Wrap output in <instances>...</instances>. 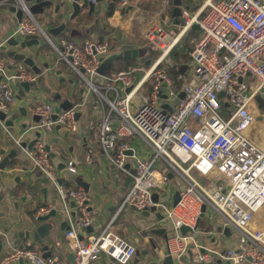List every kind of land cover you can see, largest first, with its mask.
Segmentation results:
<instances>
[{
    "label": "built area",
    "instance_id": "built-area-1",
    "mask_svg": "<svg viewBox=\"0 0 264 264\" xmlns=\"http://www.w3.org/2000/svg\"><path fill=\"white\" fill-rule=\"evenodd\" d=\"M77 2L84 5V0ZM129 3L118 0L117 11L125 10ZM12 6L16 8L14 13L22 10L23 15L7 33L8 38L21 42L32 36L48 41L59 56L54 67L65 63L78 75L77 85L83 88L84 100L58 111L60 104L50 100L28 105L32 115L39 116L24 131L34 134L30 148L22 145L24 133L17 135L0 118V126L26 157L28 171L57 188L68 216L70 228L65 238L72 253L70 259L58 253L45 257L35 248L14 246L0 256V264H16L21 259L30 264H95L102 253L110 264H131L137 248L115 231L114 220L125 207L150 210L154 193L160 197L157 205L163 219L159 221H168L163 259L172 256L178 264H215L217 258L224 259L225 264H264V146L248 132L256 122L264 124V0H204L197 11L183 4L180 25L171 16L164 24L150 25L144 37L160 52L141 69L144 73L137 82L134 75L139 67L121 69L110 76L97 72L101 58L114 52L108 41L87 37L80 43L63 40L58 46L38 22L27 0H0V7ZM164 8L172 10L173 1L164 0ZM195 24L199 28L189 39L192 50L187 69L177 73L176 81L165 64L166 57ZM164 25L178 27V31L171 34ZM9 58L0 44V111L6 115L19 99L16 84L37 79L22 62L8 70ZM150 80V94H139L142 84ZM221 92H225L222 97ZM90 93L102 105L98 138L106 158L131 180L121 206L104 229L81 237V231L87 232L95 222L88 191L60 183L62 173L53 162V150L47 148L41 136L58 125L80 133L76 113ZM164 101L174 103L175 108L165 111L161 106ZM223 102H228V117L222 114ZM113 114L117 115L116 123ZM131 137L142 138L152 149L151 156H141L134 149L129 155L126 151L132 147L127 138ZM2 158L0 153V161ZM162 162L184 179L175 206L173 200L162 198L171 179L169 172L162 169ZM66 169L78 172L74 160L67 162ZM204 205L222 217L223 234L225 227L231 229L233 244L224 248V254L223 248L210 247L196 236ZM72 207L76 209L75 216ZM50 211L51 206L42 207L33 218L37 220ZM183 226L190 229L182 232ZM216 234L210 232L208 237ZM185 256L189 261L183 259Z\"/></svg>",
    "mask_w": 264,
    "mask_h": 264
},
{
    "label": "crops",
    "instance_id": "crops-1",
    "mask_svg": "<svg viewBox=\"0 0 264 264\" xmlns=\"http://www.w3.org/2000/svg\"><path fill=\"white\" fill-rule=\"evenodd\" d=\"M129 1V5H127L125 10L123 9L122 11H117L118 0H103L98 2L96 5V9H98L100 11L99 14H101V9L97 8L98 5H101V7L104 9V13L99 18V25L96 30H91V27H93L92 23L94 19H96V15L98 14H96L95 12L88 13V10H86L71 22V27L83 28L85 29L86 34L82 38L76 39L70 37L69 34L66 33L65 36L67 37V39L62 40L80 43L84 38L93 37L98 40L101 39V41H108L112 45L114 51L121 50L122 43H127V48H138L140 50L142 48L146 51H149L148 46L150 47L151 44L149 45L150 42L144 37L146 29L152 24H164L168 19V16L172 17V10H165L164 0ZM203 1L204 0H194L192 4H190L188 1L184 0V4L186 6H189V8H191L193 11H197L201 8ZM56 3L57 2H55L53 7L47 8V11H54ZM113 3L116 4V8L111 15H108L109 5ZM5 11V13H0V16H2L1 18L4 19L5 16L11 21L10 24L14 27L17 23V20H19L17 17V13H14L11 8L5 9ZM69 12L71 14L72 10ZM79 22L82 23L79 24ZM169 29L170 33L172 34L174 33L175 26L169 25ZM7 33L8 32H5L4 29H0L1 35ZM197 33L198 30L193 29L190 34L186 35L182 40V45L178 50L179 53L176 54L177 57H182V60L177 63L179 66L187 62L184 61L185 57L189 56L192 50V44L189 41L190 36ZM112 42H114L116 45H113ZM41 46L42 45H34L32 47H26L24 49L17 50L21 53H25L26 56L32 57L35 62L36 59L34 55L39 52ZM154 49H156V47H154ZM41 58L42 66L49 69L51 65L49 59H51L52 56L47 54L42 55ZM9 60V65H16L22 62L27 66H30L22 60L16 61L12 58H9ZM117 65L118 64H116V66ZM54 66L55 65H53V67ZM135 67H139L140 69L136 71L134 75V82H137L144 73V71L141 69L146 68L147 64L145 62ZM177 67L175 69H170L169 67V72L175 80L177 78ZM58 71H60V73H58ZM58 71L55 73L54 78L57 80V88H60L59 91L63 89L61 92L62 94H59L60 92L55 93V98L50 101H54L60 105L65 101H69L73 103L72 105H75L84 100V98L81 97V91L83 90V88H79L77 83H74L73 76H71L68 71ZM116 72L115 70H112V72H109L106 76H110ZM58 74L61 75V78L58 77ZM151 84V80L145 81L140 87L139 94H150ZM42 85L44 86V84ZM16 87L18 91L23 89V86L20 84H16ZM31 91L27 92L25 96L18 99V101L13 105V107L17 108V111L20 114L19 118L15 119L12 115H6V118L9 116H12L14 118L15 123L13 126H17L15 131L17 135H21L22 133H24L30 123L32 121H36L34 119V115L29 114L30 109H28V106L22 105V103H18L19 101L21 102V100L26 98L29 94H31ZM41 92L42 87L41 84H39V98L35 102H33L32 106L36 105L37 102L39 103L40 101L49 100V96L44 97L42 94H40ZM109 94L111 97L113 96V92L110 91ZM91 100H93L92 103H90ZM85 101L86 102L84 106L79 110L81 112V115L78 119L79 125L81 127V123H83V121H87L85 117H87L91 112L96 118L93 121V126H90L85 130L81 127L80 133H72L63 127L59 128L58 126L54 127L53 130H50L48 132L51 133L50 139L52 141V143H50L49 145L51 146L53 152L57 154L53 158V162L61 171V178L64 179V184L66 183V181H69L67 183H69L68 185L70 187H83L80 183L81 181L89 183L88 194L90 195L89 197L92 201L91 214L95 222L91 230L88 229L87 232H85V230L81 231L82 236H85V234L87 233L99 234L104 229L107 222L121 206L129 187V184H127L128 176L124 172L116 170L109 163V161H107L104 150L99 141L98 125L103 112L101 103L98 101L97 96L94 93H90L86 97ZM113 117L114 122L116 123L118 121L117 115L113 114ZM3 132L5 131L0 126V153L2 150H4L5 153H8L12 148L17 146L14 145L12 139L9 138L8 140L7 137L4 136ZM248 132L253 140L264 146V139L261 136L263 133H261L260 128L254 125V127L251 128ZM74 134H79L82 136V138H76L73 136ZM33 139L34 134H32L31 132L27 134L24 133L23 142L26 141L27 146ZM127 140L129 141V146L132 147V150L134 149L136 153L145 157L151 156L152 149L142 138L131 137L127 138ZM17 148L19 150L17 157L13 158L10 165H8V167L4 169V172L0 173V193L3 194V200L5 203L3 205L4 215L0 217L1 237L10 234V232H12L13 234L15 232L23 231L25 229H31L32 227L37 226L38 223L34 220L33 217L42 207L51 206V209H62V203L59 199L57 188L46 181L39 174L28 171V161L21 149L19 147ZM69 160H74L76 162L78 172L74 174L82 177V180H80L79 178L75 180L74 178L70 177V172L66 169V164ZM161 166L163 167L167 165L162 162ZM166 171L171 173L170 178L174 177L175 174L171 168ZM19 173L21 174L22 178L21 180L16 181L15 177ZM12 182H14L15 185H13ZM25 183L26 185L24 186ZM177 191L178 190H173L171 193L172 197H164L165 200L172 202L173 196ZM213 210V208L207 207L205 212H203V214L201 215L198 224V233H202V236L204 238L199 239V241H203L204 244L209 245L207 244L208 240L210 241V243H216L218 241L217 238H219L221 239V241L218 242L219 248L224 249L225 247L232 246L233 239L230 236H226L225 234H223L222 217ZM62 212L63 214L59 217H51L53 219L52 221H54L55 223V227L52 229L50 236L44 238L43 244L31 245V240L26 238L22 239L20 243L27 247L35 248L42 253H44L42 248L43 245H48L49 250L52 251L51 255L58 253L70 259L72 253L65 238V231L67 230L68 225L65 224L63 225V227L61 226L64 220H68V216L66 212ZM71 212H76V209L72 207ZM140 214L142 213L132 207H125L114 220L115 231L120 236L130 240L137 248V252L132 259L131 264H152V262L154 261H157L158 264H165V260L163 259V255L166 252L165 239L157 235L153 230L160 227L167 228L168 221H161L159 222V224H157L158 222L156 223V221L149 222L147 224L148 226L146 227L143 224L144 220ZM7 229H9L10 231L7 232ZM210 232H217V234L215 236L208 237V233ZM10 244L11 248L16 246L13 245V243ZM209 246L213 247L211 245ZM138 249L142 250V253L139 256ZM4 252L6 251H2V253H0V256ZM183 259L185 261H189V258L187 256L183 257ZM218 259L222 258H217L215 264H220L218 263ZM222 260L225 264L224 259ZM16 264L30 263L27 260H24L19 261ZM95 264H110V261L108 256L105 253H102L101 257Z\"/></svg>",
    "mask_w": 264,
    "mask_h": 264
},
{
    "label": "water",
    "instance_id": "water-1",
    "mask_svg": "<svg viewBox=\"0 0 264 264\" xmlns=\"http://www.w3.org/2000/svg\"><path fill=\"white\" fill-rule=\"evenodd\" d=\"M65 1V3H69L67 5L64 6L65 9L67 10H72L71 14L68 11V13H63L61 12V8H62V4L56 3L54 11L57 12L58 16L57 19L55 20V22L51 25V27L49 28L48 33L53 35V36H58L60 34H66L68 33L70 37L72 38H76V39H80L82 38L85 34L86 31L83 28L80 27H71V22L72 20L76 19V17L82 13H84L86 10H88V13H96L99 14V10L96 9V5L88 0H84V5L80 6L77 2V0H63ZM98 2L103 1V0H97ZM173 1V9H172V17L174 18V22L177 25H180L181 20L179 18V16L181 15V6L184 4V0H172ZM27 2H29L30 4V9L32 11V13L35 16H38L40 14H43L47 11V8L53 7V5L55 4V0H27ZM189 8V6H187ZM12 11H15L16 8L15 6L11 7ZM23 15V11L22 10H18L17 11V17L20 20L21 17ZM82 22H79V24ZM199 26L197 24H195L193 26V29H198ZM47 43V41L44 38H37V37H32V36H27L25 38V40L23 41H19L18 39H15L13 37L8 38L7 34H0V44H1V48L3 51H5V53L12 58L13 60L16 61H24L25 63H27L30 66L34 65V60L32 57L30 56H26L25 53H21L20 51H18L16 48H20V49H24L26 47H32L34 45H45ZM141 55L140 49L138 48H122L119 51H114L113 53H111L110 55L106 56V57H102L99 67L97 69V72L99 74H101L102 76H106L109 71L111 70V68L114 66V64L122 59H136ZM151 59H148L146 61V64L149 65L151 64ZM14 66H16L15 64H10L8 67V70H11L14 68ZM187 69V64H181L180 66V72L184 73L185 70ZM58 73H60V71H58ZM23 89H21L18 92V98H22L23 96L26 95L27 92H30L32 87H31V83L26 81L22 83ZM225 92H221L220 93V97L224 96ZM166 95H162V98H165ZM180 98L184 97V93L180 92L179 94ZM73 103L69 102V101H65L64 103H62L60 105V108H57V111L62 109H69L71 108L73 105ZM228 105V102H225V106ZM161 106L164 108L165 111L168 110H173L175 108L174 103H167V102H162ZM24 110V109H23ZM81 115L80 111H77L76 113V118L79 119V116ZM0 118L1 119H5V123L7 126H13L15 121L14 118L12 116H9L6 118V114L0 111ZM54 118H57V115H54ZM34 119L36 121L39 120V116L34 115ZM58 127H62L61 125H58ZM36 136H39V133L36 132L35 133ZM35 139H33L29 144L28 147L30 148L33 143H34ZM27 143L26 141H24L22 143L23 146H25ZM47 148L49 150H51V146L49 144H47ZM129 155L133 154V150L132 149H128L126 151ZM19 153V150L17 147H14L11 149L10 152L5 153L4 150L1 151V154H3V158L0 161V170H4L6 167H8V165H10L11 160L15 157H17ZM57 154L52 152L51 156L54 158ZM126 166L129 168L130 167V163H127ZM171 175V173H169V176ZM22 176L21 174H17L15 177L16 181L21 180ZM64 179L61 178L59 181L60 183H63ZM130 178H127V184L130 183ZM69 181H66L65 185L69 186L67 183ZM81 185L88 191L89 190V183L85 182V181H81L80 182ZM3 194L0 193V217L4 215V210H3V205L4 200H3ZM159 194L158 193H154L152 195V200L154 202V205L150 208V210H143L140 211L138 209H136L135 207H133L135 210L141 212L143 215L145 216H150L151 213H155L157 219L162 220L163 219V215L161 214V212L158 210V205L157 203L159 202ZM180 199V193L179 191H177L174 196H173V202L172 204L175 206L178 201ZM73 206H75V204L73 203ZM206 205L203 206V212H205L206 210ZM63 207L62 209L58 210L56 208L51 209V211L46 214V215H42L40 217H38L37 220H35L38 225L32 227L31 229H25L23 231H19V232H15L12 235L7 234L3 237H1L0 235V253H2L3 248L5 246V243H7V245H11L10 243H13V245L19 246V247H25V245L21 244L20 242L22 241V239L26 238V239H30L31 240V245H36V244H43L44 242V238L45 237H49L51 234L52 229L55 227V223L54 221H52L54 217H59L63 214ZM203 214V213H202ZM73 216L76 215V212L72 213ZM52 217V218H51ZM69 221L66 219L62 222V227L63 225H68L67 229L70 228V225L68 224ZM89 230L92 229V227L88 228ZM189 227L183 226L181 228L182 232H185L186 230H189ZM157 235H159L160 237H162L163 239L167 238V228L166 227H160L157 228L155 230H153ZM224 234L226 236H230L231 235V229L230 227H225L224 229ZM81 237H83L81 235ZM13 241V242H11ZM156 246V245H155ZM43 255L45 257H48L52 254V251L49 250V246L48 245H43ZM224 249L221 251V254H224ZM72 258V255L71 257ZM250 259V258H249ZM165 264H178L175 262L174 258L172 256H167L165 259ZM20 261H24V259H21ZM218 263L222 264V259H218ZM152 264H158L157 261L152 262Z\"/></svg>",
    "mask_w": 264,
    "mask_h": 264
},
{
    "label": "rangeland",
    "instance_id": "rangeland-1",
    "mask_svg": "<svg viewBox=\"0 0 264 264\" xmlns=\"http://www.w3.org/2000/svg\"><path fill=\"white\" fill-rule=\"evenodd\" d=\"M185 1H188L190 4H192V2L194 1V0H185ZM55 2H57V3H61L62 4V8H61V12H63V13H68V11H71V10H67V9H65L64 8V6L65 5H67V4H69V3H65V1H63V0H55ZM97 8H100L101 9V14H98V15H96V19H94V21H93V23H92V26L93 27H91V30H96V28L98 27V25H99V18H100V16L104 13L103 11H104V9L101 7V5H98V7ZM6 11H5V8H3V7H0V13H5ZM57 16H58V14H57V12H55V11H46L45 13H43V14H40V15H38V16H36L37 17V20H38V22L42 25V27L48 32L49 31V28L51 27V25L55 22V20L57 19ZM2 16H0V29L2 30V29H4V31L5 32H10V30H12V28H13V26L10 24V20L9 19H7L5 16H4V19H2L1 18ZM95 18V17H94ZM55 19V20H54ZM165 26V28L168 30V31H170V29H169V25H164ZM177 30H178V27H175V30H174V33H172V34H175L176 32H177ZM66 34H60V35H58V36H53V35H51L50 34V37L52 38V40L58 45V46H62V39H67V37L65 36ZM40 37V36H39ZM112 44L113 45H116L114 42H112ZM151 43H149V45H150ZM152 45V44H151ZM127 47V43H122V47L121 48H126ZM154 47H156V49H151V50H155L154 52H152L151 53V51L149 50V51H146L145 49H142L141 48V55L138 57V58H136L137 60H136V63H135V65L134 66H131V67H135V66H139L140 64H143V63H145L148 59H155L157 56H158V52H160L159 51V49L157 48V46H155L154 45ZM116 48V47H115ZM16 49H20V48H16ZM33 53V52H32ZM47 54H49V55H51L52 56V58L51 59H49V61H50V63H51V65H50V68L48 69V68H46V67H43L42 66V64H41V62H42V58H41V56L42 55H47ZM147 56H151L150 58H148V59H146V57ZM34 57H35V59H36V61H35V63H34V65L33 66H25L26 67V70H28V71H30V72H32V73H34L36 76H37V79L34 81V82H32L31 83V87H32V91H31V94H29L26 98H24L23 100H21V102L19 101L18 103L19 104H21L22 103V105H25V106H28V105H30V104H33V102H35L38 98H39V93H38V86H39V84H41V87H42V92L40 93V94H42L44 97H48L49 98V100H52V99H54L55 98V93H58V92H60L59 94H62L61 92H62V90L61 91H59L60 90V88H57V80L54 78L55 77V73L58 71V70H62V71H68L69 72V74H71V76H73V79H74V83H77L78 82V79H79V77H78V75L75 73V72H73L65 63H62L61 64V66L60 67H53V65L56 63V60L59 58V56H58V53H57V51L52 47V45L47 41V43L45 44V45H42L41 47H40V49H39V52L38 53H36L35 55H34ZM182 60V57L180 56V57H177L176 55H170L168 58H167V60L165 61V63H166V65L167 66H169V67H173V69H175L177 66H178V64L177 63H179L180 61ZM52 67V68H51ZM117 71H118V69H116ZM72 71V72H71ZM59 75V74H58ZM59 78H61V75H59L58 76ZM42 84H44V86L42 85ZM82 86H85L84 84L82 85ZM44 89V90H43ZM59 94H58V96H59ZM41 96V95H40ZM223 101H225V99L223 98ZM93 102V100H91V102L90 103H92ZM223 103H225V102H223ZM229 112H230V108H228V107H226L225 105L223 106V110H222V114L225 116V117H228L229 116ZM29 114L31 115L32 114V112H31V110H29ZM9 115H12L15 119H17V118H19V116H20V114H19V112L17 111V108H15V107H12L11 109H10V111H9ZM86 119H87V121H83V123H81V127L85 130V129H87V128H89L90 126H93V121H94V119H96L95 118V116H94V114L93 113H91L90 112V114L87 116V117H85ZM254 125H256L258 128H259V124L256 122ZM254 125H253V127H254ZM16 127L17 126H10L9 127V129L11 130V131H13V132H15L16 131ZM252 127V128H253ZM54 129V128H53ZM53 129H51V130H53ZM5 131V130H4ZM50 131V130H49ZM48 131V132H49ZM260 131H261V133H263L261 136H262V138L264 139V124L261 126V128H260ZM45 133V134H43L41 137H42V139L44 140V142L46 143V144H50V143H52V141H51V139H50V137H51V133ZM3 134H4V136H6L7 137V139L9 140V135L6 133V131L5 132H3ZM74 137H76V138H82V136L81 135H77V134H74L73 135ZM11 139V138H10ZM105 157H106V155H105ZM107 159V158H106ZM107 161H109L108 159H107ZM162 167V166H161ZM116 169V168H115ZM162 169H165V170H168V169H170V167L169 166H163L162 167ZM117 170V169H116ZM1 172H4V170H0V173ZM6 172V171H5ZM174 177H172L170 180H169V182L167 183V185H166V190L164 191V192H162V198L164 199V197H166V198H171L172 197V195H171V193H172V191L173 190H179V189H181L182 187H183V179H182V177L178 174V173H176V172H174ZM69 175H70V177L71 178H74L75 180H77L78 178L80 179V180H82L81 178L82 177H80L79 175H76V174H74V173H69ZM13 183V185H15L14 184V182H12ZM26 185V183L24 184V186ZM90 196V195H89ZM91 203H92V201H90V206L92 207V205H91ZM15 210V209H14ZM17 211V210H16ZM214 211V210H213ZM141 215V217L143 218V220H144V225L147 227L148 225V223L149 222H155L156 221V223L157 224H159V222H161V221H159L157 218H156V215H155V213H151L150 214V216H148V217H146V216H143L142 214H140ZM7 232L8 231H10L9 229H7L6 230ZM10 235H12V232H10ZM196 236L198 237V239H203L204 237L202 236V233H196ZM238 236V233H237V231H235L234 232V237H237ZM221 238V237H220ZM218 239V241L216 242V243H210V241L208 240L207 241V244H209V245H211V246H213V247H218L219 246V244H218V242H220L221 241V239H219V238H217ZM11 249V246L9 245H7V243H5V246H4V248H3V251H8V250H10ZM141 253H142V250L141 249H138V256L139 255H141ZM244 264H248V263H244Z\"/></svg>",
    "mask_w": 264,
    "mask_h": 264
},
{
    "label": "trees",
    "instance_id": "trees-1",
    "mask_svg": "<svg viewBox=\"0 0 264 264\" xmlns=\"http://www.w3.org/2000/svg\"><path fill=\"white\" fill-rule=\"evenodd\" d=\"M115 8H116V4L115 3H113V4H111V5H109V11H108V15H111L113 12H114V10H115ZM92 15V14H91ZM184 39V38H183ZM182 39V40H183ZM99 40H101V39H99ZM182 40L180 41V43L178 44V45H176L175 46V48L170 52V54L166 57V60H167V58L170 56V55H176L177 53H179V48L181 47V45H182ZM152 46H154V45H152ZM151 45H150V47L148 46V48H149V50L151 51V53L152 52H154L155 50H151V49H153L154 47H152ZM157 50V49H156ZM159 53V52H158ZM159 55V54H158ZM151 56H147L146 57V59H148V58H150ZM158 57V56H157ZM156 57V58H157ZM155 58V59H156ZM155 59H151L152 61H154ZM190 59V55L189 56H187V57H185V60L184 61H188ZM136 60L137 59H122V60H120V61H118L116 64H118L117 66H116V64H114V66L111 68V70L109 71V72H112V70H115V72L117 71L116 70V68L118 69V71L119 70H121V69H125V68H129V67H131V66H134L135 65V63H136ZM170 69H173V67H170ZM179 72V70H177V73Z\"/></svg>",
    "mask_w": 264,
    "mask_h": 264
},
{
    "label": "bare ground",
    "instance_id": "bare-ground-1",
    "mask_svg": "<svg viewBox=\"0 0 264 264\" xmlns=\"http://www.w3.org/2000/svg\"><path fill=\"white\" fill-rule=\"evenodd\" d=\"M259 128H261V126L259 125Z\"/></svg>",
    "mask_w": 264,
    "mask_h": 264
}]
</instances>
